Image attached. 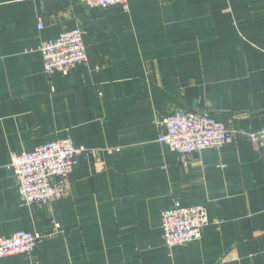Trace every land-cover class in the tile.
<instances>
[{
    "label": "crops",
    "instance_id": "1",
    "mask_svg": "<svg viewBox=\"0 0 264 264\" xmlns=\"http://www.w3.org/2000/svg\"><path fill=\"white\" fill-rule=\"evenodd\" d=\"M81 27L86 60L46 74L42 41ZM174 109L236 131L183 154L158 140ZM264 0H0V237L43 236L0 264H264ZM70 137L68 189L24 204L12 152ZM202 205L198 240L166 246L161 213ZM53 223L59 224L54 228Z\"/></svg>",
    "mask_w": 264,
    "mask_h": 264
},
{
    "label": "built area",
    "instance_id": "2",
    "mask_svg": "<svg viewBox=\"0 0 264 264\" xmlns=\"http://www.w3.org/2000/svg\"><path fill=\"white\" fill-rule=\"evenodd\" d=\"M89 7L106 8L119 4L127 8L129 0H79ZM84 31L77 26L41 42L39 51L46 74L69 71L86 60ZM158 140L171 151L190 154L208 148H221L233 140L236 131L212 116L209 111L174 109L159 122ZM247 139L257 143L264 161V127L254 132H243ZM87 151L70 137L60 138L35 147L30 151L12 152L9 166L17 177V193L24 204L47 202L65 194L68 179L79 158ZM208 215L202 205L182 206L174 203L161 213V241L169 247L186 244L201 237L208 224ZM54 228L59 224L53 223ZM43 236L19 229L7 237H0V257L31 255Z\"/></svg>",
    "mask_w": 264,
    "mask_h": 264
}]
</instances>
